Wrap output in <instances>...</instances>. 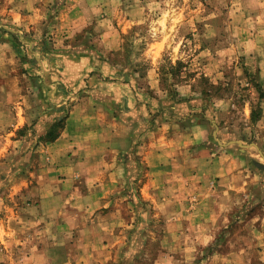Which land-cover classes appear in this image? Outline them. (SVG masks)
Segmentation results:
<instances>
[{"label":"rangeland","instance_id":"1","mask_svg":"<svg viewBox=\"0 0 264 264\" xmlns=\"http://www.w3.org/2000/svg\"><path fill=\"white\" fill-rule=\"evenodd\" d=\"M263 56L264 0H0V264H264Z\"/></svg>","mask_w":264,"mask_h":264},{"label":"crops","instance_id":"2","mask_svg":"<svg viewBox=\"0 0 264 264\" xmlns=\"http://www.w3.org/2000/svg\"><path fill=\"white\" fill-rule=\"evenodd\" d=\"M262 61V62H261ZM253 72L254 71H259L258 72V78H259V83L262 85V88H263V91H264V56H263V60H260L259 63L257 61H255V63H253ZM264 95V94H263ZM260 108H261V122H259L257 124L258 127L261 128V131L264 135V99L263 101L261 102V105H260Z\"/></svg>","mask_w":264,"mask_h":264},{"label":"trees","instance_id":"3","mask_svg":"<svg viewBox=\"0 0 264 264\" xmlns=\"http://www.w3.org/2000/svg\"><path fill=\"white\" fill-rule=\"evenodd\" d=\"M59 133H60L59 131L55 133L54 130H50L49 132L46 133V135L49 141H53L58 137Z\"/></svg>","mask_w":264,"mask_h":264}]
</instances>
